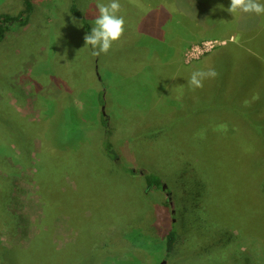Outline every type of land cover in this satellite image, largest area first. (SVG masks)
Listing matches in <instances>:
<instances>
[{
  "label": "rangeland",
  "instance_id": "1",
  "mask_svg": "<svg viewBox=\"0 0 264 264\" xmlns=\"http://www.w3.org/2000/svg\"><path fill=\"white\" fill-rule=\"evenodd\" d=\"M14 1L21 3L0 0V13ZM202 1L209 9L205 20L182 0H119L124 31L99 56L85 45L90 31L69 9L74 2L91 30L98 3L107 0H34L26 25L12 24L5 31L0 39V264H42L51 239L60 247L72 245L77 254L94 242L95 216L106 207L110 216L120 213L129 201L125 195L134 193L135 220L144 235L136 232L137 245L125 250L131 264H264V113H257L264 96L246 102L245 109L235 100L221 101V93L237 86L236 72L244 74V85L254 75L264 82V65L245 68L241 51L253 35L264 48V16H232L226 10L230 0ZM209 68L218 75L190 89L191 73ZM220 68L232 69V75H220ZM100 91L121 164L139 171L141 181L144 172L161 171L171 182L170 200L181 205L170 259L155 230L153 237L146 234L150 225L157 228L172 217V208L164 205L168 193L151 189L142 196L144 181L124 184L99 164ZM34 128L38 133L32 138ZM28 156L54 161L33 177ZM188 164L197 174L192 195L173 183ZM62 172V188L69 189L60 191ZM98 178L99 193L94 191L99 185L92 184ZM214 220L234 231L229 244L222 241L228 248L223 246L220 258L201 240L213 233ZM213 255L218 261H211Z\"/></svg>",
  "mask_w": 264,
  "mask_h": 264
},
{
  "label": "trees",
  "instance_id": "2",
  "mask_svg": "<svg viewBox=\"0 0 264 264\" xmlns=\"http://www.w3.org/2000/svg\"><path fill=\"white\" fill-rule=\"evenodd\" d=\"M33 1L34 0H21V3L18 5L16 2H12V4L7 8L6 10H3V12L0 13V39L3 37L5 31L10 28L12 24H17L19 26H24L28 22L31 10L33 8ZM180 1V0H179ZM182 2L187 5V7L192 11L194 14L198 15V18L201 20H205L208 17L209 9L207 8V4L204 3L202 0H182ZM79 9L76 7V4L73 2L69 11L72 12L74 15L79 17L81 19V22L83 26L87 29V31H90V25L85 18L84 15H82L81 12L78 11ZM5 11V12H4ZM257 16V15H256ZM261 17V16H257ZM216 18V14H215ZM261 27V23L259 22L258 28L254 29L253 31H258ZM253 37L248 40L246 44V49H241L244 55V65H246L245 68L255 69L258 68L260 65H264V48H263V42L260 39H257L256 37ZM225 68V67H224ZM228 68V67H226ZM220 75L230 76L232 75V72L230 70L224 71L223 68H220ZM226 70V69H225ZM217 73V72H216ZM239 72H236L237 75V86L235 88L229 89L227 93H221L224 94V98L221 100L224 105H226V102H230L232 100H235L237 108H240L242 106V109H245V103L251 101H257L259 100V96H264V82L261 80L260 76L254 75L249 76L247 78L248 83L244 85L242 83V77L244 76L243 73L238 74ZM218 75V73H217ZM216 75V76H217ZM219 93V92H216ZM104 91H100L98 94V102L100 104L99 107V113L98 115V121L100 126L103 128L104 131V137L101 140V152L102 156L99 158V164H104V169L107 172V175L109 177H120V182H125L124 184L131 185L133 187H136V178L139 176V171L134 170L132 168L125 167L121 164L120 159L118 158V153L114 150L112 147L111 142V129L109 125V121L107 117L103 114L102 111V105L104 104ZM253 96L255 97L253 99ZM204 102L202 101L201 105H203ZM220 103H218L219 105ZM216 105V104H215ZM215 105L211 106V109L214 108ZM248 106V105H247ZM251 106H254V103H251ZM257 113H264V104L257 108ZM49 117L45 118L47 127H49ZM46 127V126H44ZM34 129H30L32 131V138L36 137L35 135L38 133H35ZM43 130L41 129V132ZM39 158V156L37 157ZM33 156H28V159L32 162V167L34 171L32 172V176H37L40 172H45V168L48 169V165H52V161H54L51 156H45L44 159L38 160ZM54 165V164H53ZM94 165V164H93ZM124 166V167H122ZM190 165H183L182 170H178V174L175 175L174 180V186L176 187L175 182L178 183L179 187L180 185L184 188V192H190L189 194L196 193V187L198 184L195 183L196 179L195 177L197 174H192L190 170ZM108 169L106 170V168ZM119 167L121 171L119 170ZM259 166H256L254 168L257 169ZM94 170V168H93ZM92 170V171H93ZM103 171V172H105ZM68 176L73 177L72 173L70 171L66 172ZM141 173V172H140ZM64 172L61 173V179L62 183L60 185L59 190L63 189H69L68 187L62 188L64 183ZM94 177L95 174H92ZM142 179L140 182L144 184L145 191H143L142 196H146V192L151 189H159L162 191H165L168 193L167 201L164 203L165 207H171V218L169 217L166 219L167 221L163 223L161 226H157V228H152L153 226L150 225L149 228H146V234L153 237L154 234L152 232H156L157 239L160 241V244L163 245L165 248V259L171 258V253L173 252L175 245L178 241V226L179 221L177 220V217L179 219L180 217V204H176L175 202H172L170 199L171 195H173V190L171 188V182L165 180L164 174H162L161 171L158 170H148L142 174ZM164 176V177H163ZM99 179L92 180V184L99 185L98 187L94 188L95 192H100L101 187L99 184ZM119 181V180H118ZM195 185V186H194ZM205 185L204 180L202 179V185H201V199L204 201L206 200V189L203 187ZM67 191V190H65ZM96 194V193H95ZM134 194H128L125 195V197L129 198V201L124 206V208L121 210L120 213L112 214V216L109 215L110 209L106 207L104 209L102 216L98 214V216L94 221H92L93 225L90 227L92 228V236L94 239L93 243H90L83 248H80L77 251V254L72 252V245L67 244L65 246H58L53 239H51L50 244L46 247L48 253H46L39 261H41L42 264H118L119 261H122L123 264H131L132 263V257L128 256L127 252L125 251L127 247H131L133 249L132 245L136 244V232L139 231V229L142 227V224L140 222H136L135 216H136V196ZM100 197V194H98V198ZM130 197L134 198L133 206L130 204ZM204 197V198H203ZM97 198V199H98ZM179 198H182V196H179ZM92 200L95 201V197H92ZM101 212V211H100ZM252 212H255V209L252 208ZM92 214H96L95 212H92ZM90 215V214H89ZM101 216V218H100ZM92 218H95L91 216ZM143 217V216H142ZM195 219L197 222H201V217L195 215ZM172 219V220H171ZM173 220H176L175 222ZM215 221V220H214ZM83 225V223H82ZM81 225V226H82ZM80 227H76L78 230ZM136 228L138 230H136ZM213 228V233L211 234L209 231L205 233L204 237H201V240H205L204 244H209L210 254H215L220 256L224 255L225 250L228 248L225 243L229 244V240L234 239V231L231 228L225 226L221 229L220 223L217 224V222H214V225L211 226ZM142 233V231H139V235ZM142 235H144L142 233ZM108 237V239H107ZM139 237V236H138ZM137 237V238H138ZM224 237V238H223ZM225 240L226 242L223 243ZM223 241V242H222ZM206 244V245H207ZM223 246H226V249L223 248ZM5 248V247H2ZM257 251V248L251 253L252 255L250 262L253 263L254 259L252 258L254 256V253ZM258 251L257 253H259ZM138 253L140 251L138 250ZM256 253V254H257ZM94 256L96 259H91L89 257ZM3 256V255H1ZM214 259V255L211 257V261H218ZM131 259V260H130ZM1 261V260H0ZM121 263V262H120Z\"/></svg>",
  "mask_w": 264,
  "mask_h": 264
},
{
  "label": "clouds",
  "instance_id": "3",
  "mask_svg": "<svg viewBox=\"0 0 264 264\" xmlns=\"http://www.w3.org/2000/svg\"><path fill=\"white\" fill-rule=\"evenodd\" d=\"M119 0H107V3H98V15L89 33L84 37L85 45L89 46L94 56L108 53L114 41H117L124 31V17L118 15L120 11ZM232 16L239 13H253L264 16V0H230L226 9ZM217 75L215 69L207 71H193L188 78L190 89L203 87V81L214 78Z\"/></svg>",
  "mask_w": 264,
  "mask_h": 264
},
{
  "label": "water",
  "instance_id": "4",
  "mask_svg": "<svg viewBox=\"0 0 264 264\" xmlns=\"http://www.w3.org/2000/svg\"><path fill=\"white\" fill-rule=\"evenodd\" d=\"M160 264H165V260H162V261L160 262Z\"/></svg>",
  "mask_w": 264,
  "mask_h": 264
}]
</instances>
